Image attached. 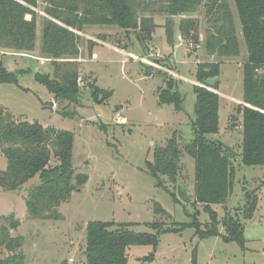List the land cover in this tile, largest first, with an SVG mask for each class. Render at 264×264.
Segmentation results:
<instances>
[{
    "label": "rangeland",
    "instance_id": "1",
    "mask_svg": "<svg viewBox=\"0 0 264 264\" xmlns=\"http://www.w3.org/2000/svg\"><path fill=\"white\" fill-rule=\"evenodd\" d=\"M38 1L35 51L10 55L0 49V58L7 69L30 66L35 71L52 72L51 60L42 57L39 51L46 14L44 0ZM227 1L236 21L241 46L240 55L235 57L215 56L205 49L206 37L213 30L214 21L206 15L203 4L194 13L171 16L161 12L165 0L145 1V5L149 2L150 8L144 13L138 10L139 15L151 16L157 24L153 39L145 47L118 26L85 27L80 32L81 54L77 58L84 96L78 104L67 108L70 111L76 109L74 118L58 113L63 106L53 101V95L32 74L20 77V87L0 82V108L11 111L16 121H38L74 133V167L88 175L81 191H74L70 200L59 206L64 216L61 219L29 217L26 198L28 189L38 182V176L15 192L0 188V217L13 213L21 221L13 234L23 237L25 264H86V229L88 222L94 220L134 223L131 230L152 233L155 231L147 223L156 220L172 226L192 222L198 213L200 222L209 221L202 205L192 204L195 162L184 147L194 137L196 94L193 85L198 84L195 74L199 62L220 61L218 91L225 99H243V64L248 51L235 2ZM168 18H172L174 24V47L167 41L165 24ZM183 18L198 21L199 43L181 37L179 27ZM90 39L96 42L93 55L89 54ZM40 58L46 59L44 63ZM162 71L167 73L166 76ZM169 77L176 80L177 89L184 97L181 110L172 103L160 104L158 89L166 87L165 81ZM87 82L112 90V97L104 104L95 103L90 98L93 85L89 86ZM232 113L238 116L237 122L231 124L225 111L220 118L219 133L208 137L227 145L232 142V149L238 153L243 142L242 118L236 105ZM174 134L182 150L179 176L174 184L161 176V187L149 173L146 162L153 160L154 148L164 145ZM233 162L232 194L226 206L214 205L213 208L220 218L228 210L238 213L245 227V248L237 242L224 241L222 236L201 239L195 236V228L186 226L181 233L160 234L153 261L146 259L153 251L152 246H130L128 264H190L196 246L197 264H264V166L243 165L237 155ZM56 163L52 159L51 164ZM6 167L7 159L0 152V170ZM178 185L188 189L186 191L192 197L190 203L181 199L176 201L171 196L169 192L177 193ZM245 190H256L259 196L257 210L251 219H244L241 213ZM156 202L167 214L155 212ZM5 223L0 219V226ZM219 229L224 233L222 225Z\"/></svg>",
    "mask_w": 264,
    "mask_h": 264
},
{
    "label": "trees",
    "instance_id": "2",
    "mask_svg": "<svg viewBox=\"0 0 264 264\" xmlns=\"http://www.w3.org/2000/svg\"><path fill=\"white\" fill-rule=\"evenodd\" d=\"M147 0H44L42 39L40 54L52 64V72L35 71L32 67L7 69L0 58V82L20 85V77L32 74L53 95V101L63 106L58 111L64 117L74 118L76 109L68 110L71 104H78L84 92L78 84L80 77L81 35L91 25L118 26L127 35H132L145 47L153 39L157 24L151 16H140L150 6ZM38 0H0V49L7 52H33L37 40ZM242 35L248 51L243 64V104L238 105L242 120V150L240 161L246 166H264V0H234ZM206 8V15L214 21L205 41V49L219 57L240 55L241 46L236 21L227 0H165L161 12L171 16L194 13L200 5ZM166 36L171 46H176V34L172 18L166 20ZM180 35L184 39L200 42L198 21L183 18L180 21ZM96 42H88L89 54L93 55ZM127 48V47H122ZM32 58V57H30ZM33 60V58L31 59ZM220 61L199 62L193 90L196 94L194 137L184 147L195 162V198L192 204L202 205L209 221L203 224L197 214L189 223H174L167 226L163 221L147 223L155 232L131 230L134 223L94 220L87 224L86 264H128L127 250L132 245H150L153 251L147 260L153 261L159 247L160 234L181 233L186 226L195 228L199 238L222 236L226 242H237L245 248L247 239L245 227L238 213L226 211L220 218L214 205L226 206L233 191L234 156L218 139L208 135L220 130L221 96L219 87ZM161 72V71H160ZM166 76V72L162 71ZM217 77L214 87L205 85L209 78ZM176 80L169 77L166 87H159L160 104L172 103L181 110L184 97L177 89ZM88 84V82H87ZM91 87L90 98L97 104H104L113 95L112 90ZM66 104V106H64ZM237 115L229 120L237 122ZM75 135L72 131L45 126L38 121H16L9 110L0 108V152L7 159V167L0 170V188L4 191H18L28 181L38 176L36 184L28 189L26 205L28 215L34 219H61L64 216L59 206L70 200L74 191H81L88 181V175L74 167ZM182 150L176 134L164 145L156 146L153 160L147 161L149 173L163 185L161 176L176 183L180 171ZM52 159L57 163L51 164ZM180 201L176 192H169ZM259 196L256 190H245V204L241 208L244 219L254 217ZM155 212L167 214L156 202ZM5 224L0 226V264H25L22 251L23 237L14 235L21 225L20 219L12 213L1 216ZM224 227V233L219 226ZM190 264H197V246L193 249Z\"/></svg>",
    "mask_w": 264,
    "mask_h": 264
},
{
    "label": "water",
    "instance_id": "3",
    "mask_svg": "<svg viewBox=\"0 0 264 264\" xmlns=\"http://www.w3.org/2000/svg\"><path fill=\"white\" fill-rule=\"evenodd\" d=\"M217 77L215 78H209L205 81V85H208L210 87H214L217 81ZM91 82L88 83L89 86H91ZM222 114L221 109L219 110V115ZM220 143L223 144V146L225 147L226 150H228L229 152L241 156V153H237L235 152L232 147H230L229 145L225 144L224 142L218 140ZM177 195L179 197V199L183 200L184 202L190 203L192 201V197L188 194V192L186 191V189H184L181 185H178L177 188Z\"/></svg>",
    "mask_w": 264,
    "mask_h": 264
},
{
    "label": "crops",
    "instance_id": "4",
    "mask_svg": "<svg viewBox=\"0 0 264 264\" xmlns=\"http://www.w3.org/2000/svg\"><path fill=\"white\" fill-rule=\"evenodd\" d=\"M39 51H40V46H39ZM95 53V52H94ZM212 55H215L216 56V54H212ZM31 57V56H30ZM247 57H248V54H247ZM33 58V57H32ZM224 58V57H223ZM219 94H220V96H221V100H220V105L221 104H225V105H227L226 106V108H224V107H222V105H221V111H222V114L220 115V118L224 115V113H225V111H226V113H227V116L229 117L231 114H233L232 113V110H233V107H234V105H236V106H238V105H240V104H243V100L242 99H234V98H232V99H225V98H223V96H222V94H221V92L220 91H218V90H216ZM223 99H224V101H223ZM223 102V103H222ZM241 118H242V116H241ZM240 128H241V130H240V132H242V125H240ZM219 140V139H218ZM230 143H232V142H229L228 144H229V146L230 147H233V144H230ZM241 150L242 149H239V151H238V153H241ZM238 156V155H237ZM238 158H240V156H238ZM183 188L184 189H186V190H188L186 187H184L183 186Z\"/></svg>",
    "mask_w": 264,
    "mask_h": 264
},
{
    "label": "built area",
    "instance_id": "5",
    "mask_svg": "<svg viewBox=\"0 0 264 264\" xmlns=\"http://www.w3.org/2000/svg\"><path fill=\"white\" fill-rule=\"evenodd\" d=\"M7 53L10 54V55H19V54H22V53H18V52H7ZM40 60H41L40 61L41 63H44V60H46V59L45 58H40ZM77 81H78V84L79 85H82L83 84V81H82V78L81 77H78V80Z\"/></svg>",
    "mask_w": 264,
    "mask_h": 264
}]
</instances>
